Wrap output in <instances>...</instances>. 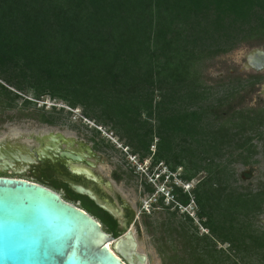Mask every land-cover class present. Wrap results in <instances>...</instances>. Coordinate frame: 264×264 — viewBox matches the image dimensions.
Here are the masks:
<instances>
[{"label": "trees", "instance_id": "1", "mask_svg": "<svg viewBox=\"0 0 264 264\" xmlns=\"http://www.w3.org/2000/svg\"><path fill=\"white\" fill-rule=\"evenodd\" d=\"M240 43L264 44V0H0V80L17 91L31 89L36 99L49 95L71 108L81 106L87 117L116 129L140 160L151 154L156 138L152 166H183L190 171L184 180L206 172L195 200L210 234L199 237L190 229L177 234L191 264H264V230L250 220L263 211L264 190L225 193L232 172L216 162L218 150L245 125L264 122V110L231 106L225 119L241 122L209 126L204 113L218 117L212 106L190 109L205 98L203 62ZM10 94L17 97L0 82V96ZM250 158L228 162L248 165ZM44 179L96 217L106 233L118 236L126 230L87 196ZM163 200L159 195L155 203L173 205ZM180 201L186 205L188 198ZM217 243L227 244L226 251Z\"/></svg>", "mask_w": 264, "mask_h": 264}, {"label": "rangeland", "instance_id": "2", "mask_svg": "<svg viewBox=\"0 0 264 264\" xmlns=\"http://www.w3.org/2000/svg\"><path fill=\"white\" fill-rule=\"evenodd\" d=\"M254 49L264 51V44L240 43L234 49L203 62L200 75L203 78L201 91L205 98L191 105L190 109L199 111V107L212 106L211 109L214 108L218 116L216 118L208 111L204 113L203 123L217 126L219 121L226 118L224 112L237 101H241L240 107L255 106L259 102L264 104V68L255 71L247 65V56ZM253 73L261 74L260 83H253V78L248 76ZM0 82L17 94V97L10 94L8 99L0 96V143L7 141L30 147L35 144L31 136L47 132H58L73 138L75 142H83L97 156L92 170L109 182L111 187L103 189L105 193L101 198L107 201L119 218L123 219L127 213L132 217L129 227L137 243L135 250L143 257L141 264L192 263L187 249H183V239L177 234L181 229L194 230L199 237L210 234L209 228L203 224L207 217H198L197 213L202 209L195 200V190L199 182L205 180V171H199L191 179L184 180L183 175L190 171L187 172L183 166L171 167L162 162L159 166L150 165L156 138L150 146L151 154L140 160V155L132 153L131 147L125 145V139L120 137L116 129L109 123L87 117L81 106L71 108L65 100L49 95L36 99L31 89L17 91L2 80ZM11 97V105L7 106ZM26 99L30 100L28 105L24 104ZM42 117L47 121L42 120ZM196 145L194 142V154L198 156L201 151ZM218 155L220 157L216 162L227 164L232 172L225 182V193L253 194L264 190V158L256 154L250 158L248 165H244L240 161L228 162L229 158L239 157L237 151L221 148ZM243 173L248 175L243 176ZM0 175L14 174L6 170ZM14 176L36 181L32 174ZM175 189L177 193L172 195L171 191ZM159 190H165V195L168 191L169 195L165 196ZM56 191L63 197L62 189ZM159 195H163L164 204L173 205L167 209L156 204ZM185 196L188 203L183 205L180 199ZM72 203L79 206L78 202ZM211 204V209H214V202ZM262 208L263 211L252 215L250 220L255 228L264 230V203ZM216 248L226 251L227 244L217 243Z\"/></svg>", "mask_w": 264, "mask_h": 264}, {"label": "water", "instance_id": "3", "mask_svg": "<svg viewBox=\"0 0 264 264\" xmlns=\"http://www.w3.org/2000/svg\"><path fill=\"white\" fill-rule=\"evenodd\" d=\"M247 65L262 70L264 51L254 49L247 56ZM72 172L101 181L90 169L73 168ZM67 183L72 191L120 219L92 189ZM108 241L113 242V251L107 247ZM136 246L131 228L118 236L106 233L96 217L47 185L0 176V264H132L130 254L141 264L143 257Z\"/></svg>", "mask_w": 264, "mask_h": 264}, {"label": "flooded vegetation", "instance_id": "4", "mask_svg": "<svg viewBox=\"0 0 264 264\" xmlns=\"http://www.w3.org/2000/svg\"><path fill=\"white\" fill-rule=\"evenodd\" d=\"M257 75L258 78L255 83H260L261 77L259 73H253ZM251 74V75H253ZM250 76V75H248ZM251 77V76H250ZM264 92V86L262 89ZM241 101L234 103L233 106L236 109L239 108H257L264 110V104L261 102L257 103L255 106L240 107ZM242 106V105H241ZM227 116L231 115L230 111L226 110L224 112ZM228 122H241L238 119H224ZM241 130L239 134L233 138L228 144L225 145V148H229L230 152L237 151L238 156H255L256 154L264 158V122L260 124L257 122L254 126L250 128ZM239 128L233 127L232 132L238 131ZM35 141L33 146H25L24 144L18 143H9L4 141L0 143V172L3 174L2 166L7 167V170H10L14 175L19 174H32L36 181L48 185V182L44 178H49L50 181H54L58 186L64 188H69L67 181H71L76 184L83 185L92 189L100 198L101 201L107 202L105 199H102L104 188L111 189L109 182L103 180V178L94 173L92 168L95 166L97 156L94 154L92 149L89 146H86L83 142H75L73 138L63 136L58 132H47L45 134L33 135L31 136ZM58 140V145L55 146L49 141ZM61 143V144H60ZM79 150H83L85 155H81ZM252 152L249 153L248 151ZM67 154L71 156H67ZM10 163V164H8ZM75 165H80V168ZM73 168L77 169H90L93 173L101 178L100 182H94L86 178L84 174H75L72 172ZM12 169L18 171L14 172ZM8 176L0 175L7 177H18V176ZM51 175V176H49ZM247 176V173H243V176ZM22 178V177H18ZM44 179L45 181H42ZM52 188V187H50ZM53 189V188H52ZM74 194V191H72ZM132 217L127 213L123 219L120 218L121 225H126V229L130 228V222Z\"/></svg>", "mask_w": 264, "mask_h": 264}, {"label": "bare ground", "instance_id": "5", "mask_svg": "<svg viewBox=\"0 0 264 264\" xmlns=\"http://www.w3.org/2000/svg\"><path fill=\"white\" fill-rule=\"evenodd\" d=\"M50 142L51 143H53L55 146H59L58 145V140L57 139H55V141L53 142V141H49V145H51L50 144ZM61 144V143H60ZM78 152H80L81 153V155H85V152L83 151V150H79ZM8 164H10V163H8ZM75 166H78L79 168H80V165H75ZM111 244H113V242H111V241H108V242H106V245H107V247L110 249V250H112L113 251V247L111 246ZM131 256V262H132V264H138V260L136 259V257L134 256V255H132V254H130Z\"/></svg>", "mask_w": 264, "mask_h": 264}, {"label": "clouds", "instance_id": "6", "mask_svg": "<svg viewBox=\"0 0 264 264\" xmlns=\"http://www.w3.org/2000/svg\"><path fill=\"white\" fill-rule=\"evenodd\" d=\"M159 165H161V164L157 163L156 166H159ZM183 187H184V186H183ZM163 191H165V190H159V192H161L163 195H165V194L163 193ZM168 195H169V192L167 191V194H166L165 196H168Z\"/></svg>", "mask_w": 264, "mask_h": 264}]
</instances>
